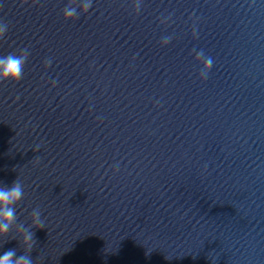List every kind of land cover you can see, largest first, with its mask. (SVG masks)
Wrapping results in <instances>:
<instances>
[{"label": "water", "instance_id": "obj_1", "mask_svg": "<svg viewBox=\"0 0 264 264\" xmlns=\"http://www.w3.org/2000/svg\"><path fill=\"white\" fill-rule=\"evenodd\" d=\"M66 3L0 0V56L30 50L0 83V186L25 185L17 223L41 210L34 264H264V0Z\"/></svg>", "mask_w": 264, "mask_h": 264}, {"label": "clouds", "instance_id": "obj_2", "mask_svg": "<svg viewBox=\"0 0 264 264\" xmlns=\"http://www.w3.org/2000/svg\"><path fill=\"white\" fill-rule=\"evenodd\" d=\"M28 2L29 0H19L21 7L28 4ZM127 2L132 6V10L135 13L138 14L140 12L141 0H127ZM36 3L37 0H34V4ZM91 8L92 0H80V3H77V0H67L65 7L62 9V16L65 22L74 21L80 15L89 13ZM8 31L9 23L0 21V40L6 39ZM196 35V31L193 29V37L195 38ZM171 39L170 36L162 38L160 41L161 47L167 46L171 42ZM193 51L195 52V61L202 65L199 78L205 80L212 68L213 60L211 57L205 56L202 50L195 51L194 49ZM29 56L30 50L28 47L21 48L17 52H12L5 56H0V83H19L24 76V68ZM51 63V59H46L44 61L45 69H48ZM55 83L53 81V87ZM25 195V185L18 177L11 186H0V238H7L14 229L15 235L19 237L18 240L24 250V253L17 257L16 250L9 249L3 255H0V264H34L30 253L37 242L32 229H43L44 220L41 219V210L37 207L29 214L31 220L30 226L25 227L23 223H17V208ZM7 240L5 239L4 242H7Z\"/></svg>", "mask_w": 264, "mask_h": 264}]
</instances>
